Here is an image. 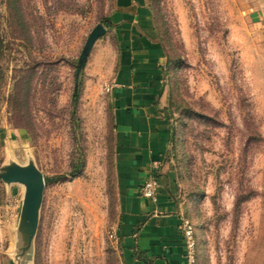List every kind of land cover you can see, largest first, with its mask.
Listing matches in <instances>:
<instances>
[{
    "label": "rangeland",
    "instance_id": "obj_1",
    "mask_svg": "<svg viewBox=\"0 0 264 264\" xmlns=\"http://www.w3.org/2000/svg\"><path fill=\"white\" fill-rule=\"evenodd\" d=\"M146 4L166 51L160 180L193 224L196 264H264V0ZM117 6L0 0V264H123L108 90ZM7 166L45 179L28 260L16 245L24 186L6 182Z\"/></svg>",
    "mask_w": 264,
    "mask_h": 264
},
{
    "label": "crops",
    "instance_id": "obj_2",
    "mask_svg": "<svg viewBox=\"0 0 264 264\" xmlns=\"http://www.w3.org/2000/svg\"><path fill=\"white\" fill-rule=\"evenodd\" d=\"M117 3L112 15L117 69L108 87L119 190L116 236L123 264H186L182 212L170 186L161 181L156 200L140 193L155 169L163 174L171 136L161 104L166 51L146 0Z\"/></svg>",
    "mask_w": 264,
    "mask_h": 264
},
{
    "label": "water",
    "instance_id": "obj_3",
    "mask_svg": "<svg viewBox=\"0 0 264 264\" xmlns=\"http://www.w3.org/2000/svg\"><path fill=\"white\" fill-rule=\"evenodd\" d=\"M103 31L104 27L100 24L97 25L89 37L86 50L93 43L94 39ZM5 169L7 175L5 180L7 183L16 182L24 186L21 214L16 229V245L24 260H28L32 251L34 235L37 228L38 209L42 201V190L45 179L43 175L34 168L22 173H17L13 166H7Z\"/></svg>",
    "mask_w": 264,
    "mask_h": 264
},
{
    "label": "built area",
    "instance_id": "obj_4",
    "mask_svg": "<svg viewBox=\"0 0 264 264\" xmlns=\"http://www.w3.org/2000/svg\"><path fill=\"white\" fill-rule=\"evenodd\" d=\"M159 186L158 180L152 176L142 184L140 193L145 198L156 200ZM179 228L184 239L186 264H196V240L193 224L189 218L182 216Z\"/></svg>",
    "mask_w": 264,
    "mask_h": 264
},
{
    "label": "trees",
    "instance_id": "obj_5",
    "mask_svg": "<svg viewBox=\"0 0 264 264\" xmlns=\"http://www.w3.org/2000/svg\"><path fill=\"white\" fill-rule=\"evenodd\" d=\"M105 21H106V24L108 23L109 26L111 25V23H110L107 19H106ZM4 46H5V44H4V40H3V38H2L1 35H0V56L2 55V52H3V50H4ZM3 79H4V71H3V68H2L1 65H0V90H1V88H2ZM31 89H32V86L28 84V86H27V88H26L27 93H29V91H30ZM0 99H1V97H0ZM19 109H20V107H19ZM161 176H162V174H161L158 170L155 169V170L153 171V177L156 178V179L158 180L159 183L161 182V180H160V177H161Z\"/></svg>",
    "mask_w": 264,
    "mask_h": 264
}]
</instances>
